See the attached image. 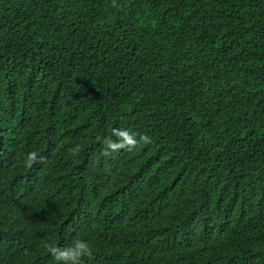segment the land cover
<instances>
[{
    "label": "trees",
    "instance_id": "trees-1",
    "mask_svg": "<svg viewBox=\"0 0 264 264\" xmlns=\"http://www.w3.org/2000/svg\"><path fill=\"white\" fill-rule=\"evenodd\" d=\"M77 239L264 264V0H0V264Z\"/></svg>",
    "mask_w": 264,
    "mask_h": 264
},
{
    "label": "clouds",
    "instance_id": "clouds-1",
    "mask_svg": "<svg viewBox=\"0 0 264 264\" xmlns=\"http://www.w3.org/2000/svg\"><path fill=\"white\" fill-rule=\"evenodd\" d=\"M135 140L125 134L124 144H111L112 148L124 147L125 145H133ZM42 159V158H41ZM37 161V153L31 152L26 157L27 167H32ZM46 249L51 253L54 259L62 264H82V257L91 256L92 250L88 243L77 239L74 244L68 248L61 249L51 243L45 245Z\"/></svg>",
    "mask_w": 264,
    "mask_h": 264
}]
</instances>
